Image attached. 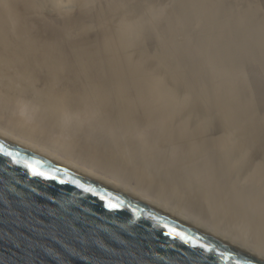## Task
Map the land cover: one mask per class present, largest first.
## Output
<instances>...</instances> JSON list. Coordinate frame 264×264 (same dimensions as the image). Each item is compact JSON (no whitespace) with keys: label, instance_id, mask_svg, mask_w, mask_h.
Returning <instances> with one entry per match:
<instances>
[{"label":"bare ground","instance_id":"obj_1","mask_svg":"<svg viewBox=\"0 0 264 264\" xmlns=\"http://www.w3.org/2000/svg\"><path fill=\"white\" fill-rule=\"evenodd\" d=\"M85 1L0 0V137L263 258L264 96L238 77L264 81L262 3L173 0L168 44L141 17L91 46Z\"/></svg>","mask_w":264,"mask_h":264},{"label":"water","instance_id":"obj_2","mask_svg":"<svg viewBox=\"0 0 264 264\" xmlns=\"http://www.w3.org/2000/svg\"><path fill=\"white\" fill-rule=\"evenodd\" d=\"M28 166L49 178L32 175ZM0 264H264V260L96 177L0 137Z\"/></svg>","mask_w":264,"mask_h":264},{"label":"rangeland","instance_id":"obj_3","mask_svg":"<svg viewBox=\"0 0 264 264\" xmlns=\"http://www.w3.org/2000/svg\"><path fill=\"white\" fill-rule=\"evenodd\" d=\"M85 1V0H84ZM172 1V2H171ZM231 1H233V2H235L236 0H231ZM261 3H262V5L264 6V0H259ZM163 2V3H162ZM170 2V3H169ZM165 3H166V5H165ZM169 3V4H168ZM101 5V7H100V5ZM174 5H175V3H174V1L173 0H87V2L85 1V4H84V6H83V8H86L85 10H86V12L85 13H91V15H89V16H91V17H87L88 18V20L89 21H92V20H94L95 21V19H97L96 17H98L99 19H97L96 21H95V23L93 24V23H89V26H91V24H92V26L93 27H95V26H101L102 27V25L103 24H101V21L103 22V23H105V22H107L106 24L107 25H109V26H107V29H110V30H108L107 32H105V34H104V31L103 30H100L101 29V27H99V29H96L97 27H95V29L94 28H92V26H91V37L88 35L86 38L88 39V42H90L89 44L91 45V46H99V45H101V42H99L98 41V39L99 38H102L103 40H105V39H109V37L112 35L114 38L117 36V27L120 25V26H123L124 27V25H127L128 23L132 26L133 25V27L134 26H136V25H138V24H131L133 21H135V20H137V19H141V17L142 18H147L148 19V22H150L151 24H152V27L151 28H153V27H156L155 28V30L154 31H150V33H152V34H156V32L157 33H159L160 35H161V39H162V41H165V42H163V44H168V41H169V35L171 34V29L170 28H172L171 26H173V22L172 21H174V25H175V22H177V20L174 18V19H170L171 17H174V15L173 16H171L172 14H174V11H172L173 10V7H174ZM109 7L108 9H105V7ZM104 7V9H102L101 10V12L103 11V13H99V9H101V8H103ZM159 7H162L161 8V10H158V12L157 11H155V9L156 8H159ZM163 7L165 8V9H163ZM153 8H155V9H153ZM171 8V9H170ZM97 9H98V12H97ZM168 9V10H167ZM94 11V12H93ZM153 11H155V12H157L158 14H160V15H158L157 13V15H155V13L153 12ZM170 11V12H169ZM93 12V13H92ZM95 12H97V13H95ZM150 12H153V13H151L152 14V17L154 16L155 17V19L152 21V19H151V14H149ZM160 12V13H159ZM80 13H82V12H80ZM164 13V14H163ZM97 14V15H96ZM99 14H101V15H99ZM148 14H149V16H148ZM161 14H162V16H161ZM94 15V16H93ZM101 17H99V16ZM164 16H165V18H164ZM167 16V17H166ZM156 17H157V19H156ZM170 17V18H169ZM123 18H125V19H123ZM167 18H169V21L167 20ZM123 19V20H122ZM150 19V20H149ZM105 20H107V21H105ZM114 20V21H113ZM122 20V23H124V25L123 24H120V21ZM165 20L167 21V22H165ZM100 23H99V22ZM113 21V22H112ZM124 21V22H123ZM155 21V22H154ZM93 22V21H92ZM96 22H97V25H96ZM119 22V23H118ZM126 22V23H125ZM152 22H154V23H156V24H154V23H152ZM163 22H165V24H164V26L166 27L167 25V28H165V27H163L164 29L163 30H161L160 29V27H158L159 25L160 26H163L162 25V23ZM183 22H185V21H183ZM108 23H112V24H108ZM158 23H160V24H158ZM172 23V24H171ZM178 23V24H177ZM176 24H177V26L179 25V23L180 22H177ZM106 24L105 25H103V26H106ZM171 24V25H170ZM113 25H114V28H113ZM157 25V26H156ZM181 25V24H180ZM88 26V27H89ZM176 26V25H175ZM109 27V28H108ZM168 27H169V29L170 30H168ZM162 28V27H161ZM183 29H184V26L182 27ZM115 30V31H113V30ZM160 29V30H159ZM174 29H175V31H176V28L174 27ZM98 30V31H97ZM166 32H165V31ZM96 31L97 32H99V33H96ZM101 31V32H100ZM163 31V32H162ZM167 32H169L168 34H166ZM93 33H94V35H93ZM104 34L103 36L101 35V34ZM180 33H181V35H180V38H179V40H177L176 42L180 45H178L177 47L175 46V44L173 43V45H174V47H176V48H182L183 46L182 45H185L184 43L186 42L185 40H184V37H185V31H180ZM167 35V36H166ZM92 36H94V37H92ZM163 37H165V38H163ZM191 37H193V35H191ZM86 39V40H87ZM153 40V38H150V37H147V41L148 40ZM149 40V41H150ZM184 40V41H183ZM86 43L85 44H87L88 42L87 41H85ZM182 42H183V44H182ZM147 43V42H146ZM152 44V41H150V42H148V45L151 47H153L154 46V44L153 45H151ZM146 45V48H148V51H149V49H150V47L147 45V44H145ZM148 46V47H147ZM134 47V46H133ZM132 47V52L133 53H135V55L139 52L136 48H133ZM154 48V47H153ZM153 48H151V51L150 52H152L153 51ZM136 51V52H134V51ZM178 51H180L181 52V50H178ZM196 52V50H194L193 49V52ZM132 53V54H133ZM153 53V52H152ZM146 56H148V55H146ZM149 57H151L152 59H154L155 57H153V56H151L150 54H149ZM148 61H150L149 59H148ZM150 63H152V64H154L155 65V63L156 62H153L152 60L150 61ZM166 65H168L167 64V62L165 63ZM170 67V68H169ZM242 67H245V66H242ZM247 68V70H246V74H245V76H244V73H245V69ZM244 70H242L243 72V75L242 76H240L242 73H241V71H240V74H239V79L240 80H246V82L252 87V88H254V89H257L258 91H263L262 93V95L264 96V85H263V83H264V81L262 80V77L260 76V74L259 73H256V71H253L254 69H250V67H246ZM161 72H162V70L163 71H166V68L164 67V65H160L159 66V68H158ZM162 69V70H161ZM168 69H171V66L169 65L168 66ZM250 69V70H249ZM252 70V71H251ZM251 71V72H250ZM247 72H248V74H247ZM244 77V78H243ZM258 79V80H257ZM263 81V82H262ZM253 89V90H254ZM36 152H38V151H36ZM38 153H40V152H38ZM41 154V153H40ZM41 155H45V154H41ZM45 157H48V156H46L45 155ZM48 158H50V157H48ZM51 159V158H50ZM79 170V171H78ZM78 170H76V171H78V172H81V171H83V170H81V169H78ZM81 170V171H80ZM86 170V169H85ZM82 173H85L84 171L82 172ZM86 174H89V175H91V176H93V177H95L94 175H92L91 173H86ZM96 178H98V177H96ZM100 179V178H99ZM102 181H104L103 179H101ZM104 182H108V181H104ZM109 183V185H110V182H108ZM111 186H113V184L111 185ZM119 186V185H118ZM117 185H114V187H117L118 189H120V187H118ZM138 196V195H137ZM139 198H144L145 200H148V201H154V204H153V206H156L157 204L155 203V200L153 199V198H150V197H148V196H146V198H145V196H138ZM146 203H148L147 201H146ZM168 212L170 211V210H167ZM171 213V212H170ZM179 215V217L180 218H183V219H185V220H187L188 222H191L192 224H194V225H198V223L197 222H194V220L191 218V221L189 220V219H187V216L186 217H184L183 215H180V214H178ZM177 214H176V216H178ZM189 218V217H188ZM199 226H201L202 228L201 229H203V228H205V225H200L199 224ZM207 227V226H206ZM206 229V228H205ZM204 230V229H203ZM207 232H210V233H213L214 235H217L218 233L216 232V231H212V230H210L208 227H207ZM209 230V231H208ZM215 232L217 233V234H215ZM221 235H223V234H221ZM217 236H219V234L217 235ZM224 236V235H223ZM219 237H221V236H219ZM222 238V237H221ZM226 240V239H225ZM228 241V240H227ZM232 243L233 244H236V245H239V246H241V247H243V248H245V249H243V248H240V247H238L239 249H243V251H245V252H247V253H250V254H252V255H255V256H257V257H259V255L260 254H258V251L257 252H255V250H253V249H251V248H248V247H246V246H242V245H240L238 242H235V241H232ZM259 258H261V257H259ZM261 259H263L264 260V257L263 258H261Z\"/></svg>","mask_w":264,"mask_h":264},{"label":"snow or ice","instance_id":"obj_4","mask_svg":"<svg viewBox=\"0 0 264 264\" xmlns=\"http://www.w3.org/2000/svg\"><path fill=\"white\" fill-rule=\"evenodd\" d=\"M29 167V171L31 172L32 175H36V176H43L45 178H49L45 173L43 172H40L39 170H37L36 168L32 167V166H28ZM107 207L109 208H114L116 207L115 205L113 204H108ZM172 235H175V236H180L181 234L180 233H176V232H172L170 233ZM183 238V237H181Z\"/></svg>","mask_w":264,"mask_h":264}]
</instances>
